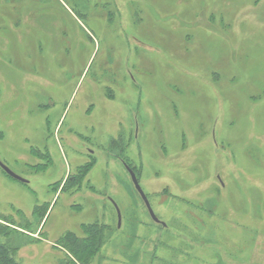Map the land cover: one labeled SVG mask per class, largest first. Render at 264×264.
I'll return each mask as SVG.
<instances>
[{
    "label": "rangeland",
    "instance_id": "rangeland-1",
    "mask_svg": "<svg viewBox=\"0 0 264 264\" xmlns=\"http://www.w3.org/2000/svg\"><path fill=\"white\" fill-rule=\"evenodd\" d=\"M0 161L16 264H264V0H0Z\"/></svg>",
    "mask_w": 264,
    "mask_h": 264
},
{
    "label": "trees",
    "instance_id": "trees-1",
    "mask_svg": "<svg viewBox=\"0 0 264 264\" xmlns=\"http://www.w3.org/2000/svg\"><path fill=\"white\" fill-rule=\"evenodd\" d=\"M121 160L124 164H126V161L124 159H119ZM49 210V205L48 204H40V205H36V208L34 209L33 213H37V212H41L42 211V217L39 220V223H42V220H44L46 218V214ZM1 219L3 221H7L8 222H12L14 225L17 223L18 221H16L14 219V216L9 215H3L1 217ZM19 226L22 228H26L28 229L29 226H26L24 223H19ZM30 228V227H29ZM92 228H94V230H96L95 232L92 233L93 236V247H99L101 246V244H103L104 242H106V239H108V233L110 232V228L106 227V226H101L99 227L98 225H93ZM13 230L9 229L8 227H5L3 225L0 224V264H16L15 263V252L18 250L17 246H14L11 243V238L13 236ZM73 235H66L65 239H67L66 241H61L62 244L66 243V246L68 248V252L71 254V256L77 261V263L79 262L80 264H89L90 258L93 254H95L96 252H98L100 249H80L81 252H77L76 249L78 247H80V245H76V242L73 241L72 239ZM105 238V241H104ZM72 248V249H71ZM68 264H74L72 262H67Z\"/></svg>",
    "mask_w": 264,
    "mask_h": 264
},
{
    "label": "water",
    "instance_id": "water-1",
    "mask_svg": "<svg viewBox=\"0 0 264 264\" xmlns=\"http://www.w3.org/2000/svg\"><path fill=\"white\" fill-rule=\"evenodd\" d=\"M0 168L9 176L11 177L12 179L18 181V182H21V183H24V184H27L28 181L23 179L22 177L18 176L17 174H15L13 171H11L5 164H3L1 161H0ZM129 174H130V177H131V180H132V183L135 187V190L138 192V194L140 195V197L142 198L149 214H150V217L151 219L155 222V223H161L165 226V224L163 222H161L158 217L155 215L152 207H151V204L149 202V199L147 197V195L145 194V192L143 191L140 183H139V180L137 179V176L135 174V172L133 170H131L128 166H126ZM116 211H117V215H118V221H119V226L121 224V213H120V210L119 208L117 207V205L115 203H113Z\"/></svg>",
    "mask_w": 264,
    "mask_h": 264
}]
</instances>
